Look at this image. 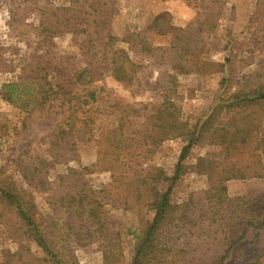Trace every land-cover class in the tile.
Here are the masks:
<instances>
[{"label": "rangeland", "instance_id": "1", "mask_svg": "<svg viewBox=\"0 0 264 264\" xmlns=\"http://www.w3.org/2000/svg\"><path fill=\"white\" fill-rule=\"evenodd\" d=\"M112 1L117 11L113 28L118 34L125 31L138 33L162 13L169 15L171 28L157 35L153 31L150 36L147 33L151 45L158 48L154 57L142 52L141 44L128 50L133 62L140 67L131 85L127 87L107 76L87 87L98 93L95 110L98 130L114 125L115 115L125 105H132L146 115L139 122L149 127V115L164 101L179 110L183 122L191 124L197 116L204 115L223 93L229 94L237 88L235 85H220L223 77L230 76L233 82L240 84L244 81L264 84V0ZM65 2L0 0V179L25 191V200L34 206L36 218L62 252L60 257L64 264H128L135 236L147 226L152 214L140 206L123 205V200L117 198V190L113 189L111 172L93 170L89 173L83 169L95 162L93 143L79 144L76 147L78 158L67 164L49 157L47 141L54 125L63 116L54 113V109L46 111L42 108L32 93L35 84L25 80L18 82L17 78L29 65L39 40H43L39 53L44 56V64H56L62 58H69L71 65L78 68L83 65L75 47L76 39L70 34L45 41L31 28L39 17V9L59 7ZM19 18L25 19L24 24L17 22ZM119 45L127 47L126 44ZM175 45L183 49L178 47L174 51ZM185 50L191 53L190 57L182 55ZM178 65L180 68L175 67ZM141 131L148 135L142 127ZM185 144L176 138L147 146L149 151L135 158L132 166L137 171L162 168L170 174ZM199 157L219 162L223 154L217 147L197 145L191 149L185 164L192 166ZM234 157H237L236 153ZM240 157L248 159L244 152ZM260 158L262 169L257 168L254 172L262 177L224 183L230 197L264 196V155ZM35 169L43 178L30 175ZM25 176L36 178L37 182L44 179L49 194L45 195L43 189H35V183L27 184ZM65 184L72 194L81 192L92 202H98L96 207L107 228L105 237L92 234L93 229H87L88 223L83 218H76L75 207L58 201ZM206 185L205 176L187 170L174 185L171 202L180 204L190 192ZM15 228L12 221L0 219V264L7 256L6 252L10 254L17 250L19 257L29 259L30 263L35 262L30 258H42L41 249L20 232H15ZM86 235L91 237L90 240ZM108 243L110 249L106 254ZM263 253L264 230H260L257 237L249 230L224 264L249 262Z\"/></svg>", "mask_w": 264, "mask_h": 264}, {"label": "trees", "instance_id": "2", "mask_svg": "<svg viewBox=\"0 0 264 264\" xmlns=\"http://www.w3.org/2000/svg\"><path fill=\"white\" fill-rule=\"evenodd\" d=\"M65 1L59 7L39 9V17L31 28L45 41L70 34L76 39L75 47L83 65L80 68L71 65L69 58H62L56 64H44V56L39 53L43 40H39L29 65L17 77L18 82L25 80L35 84L32 93L42 108L54 109V113L63 116L47 141L49 157L67 164L78 158L76 147L79 144L93 143L95 162L83 169L89 173L93 170L111 172L113 189L117 190V198L123 200V205L140 206L152 214L147 226L135 236L128 264H224L249 230L254 237L264 230V196L230 197L224 184L229 180L262 177L254 170L262 169L260 157L264 155V84L249 81L240 84L233 82L230 76L223 77L220 85L237 88L229 94L223 93L191 124L183 122L179 110L164 101L149 115V127L139 122L146 115L132 105H125L115 115L114 125L98 130L95 116L98 93L87 87L107 76L127 87L131 85L140 67L133 62L128 50L141 44V51L154 57L158 48L151 45L147 33L150 36L151 31L160 34L169 30V15L158 14L138 33L118 34L113 28L117 11L112 0ZM11 18L14 20L13 16ZM17 22L22 25L25 19L19 18ZM178 47L183 49L175 45L173 50ZM190 54L185 50L182 55L190 57ZM67 62L69 64L64 66ZM141 127L148 135L140 132ZM176 138L186 144L170 174L162 168L149 167L144 171L133 168L135 158L149 151L147 146ZM197 145L219 148L222 160L213 162L208 157H199L192 166L186 165L191 149ZM243 152L248 159L240 157ZM187 170L205 176L207 185L190 192L180 204L172 203L173 187ZM30 175L43 178L36 169ZM24 178L30 186L35 183V189L49 194L44 179L37 182L36 178ZM25 195V191L0 179V219L12 221L14 231L41 249L43 257L30 258L35 260L30 263L29 259H21L17 250L6 252L1 264H64L60 257L62 252L41 227L34 206L25 200ZM58 201L75 207L76 218H83L88 223L87 229H93L92 234L107 235L96 200L92 202L81 192L72 194L65 184ZM92 239H95L93 235ZM105 248L107 254L109 243ZM109 253L112 255V251ZM236 264H264V253L249 262Z\"/></svg>", "mask_w": 264, "mask_h": 264}]
</instances>
